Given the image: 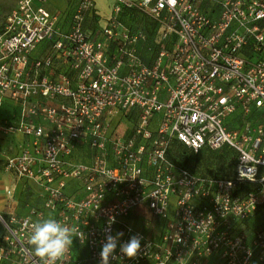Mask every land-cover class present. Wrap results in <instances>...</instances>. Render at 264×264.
Here are the masks:
<instances>
[{
    "label": "built area",
    "instance_id": "2783aa9c",
    "mask_svg": "<svg viewBox=\"0 0 264 264\" xmlns=\"http://www.w3.org/2000/svg\"><path fill=\"white\" fill-rule=\"evenodd\" d=\"M48 1L17 0L0 32V99L20 108L0 133L29 138L5 165L43 195L41 208L5 223L0 264H42L28 237L49 217L83 233L73 238L86 254L70 248L62 264H101L118 232L106 264H264V227L241 229L264 206V0H112L95 33L84 28L92 0L76 4L66 31ZM126 11L151 33L126 25ZM173 141L232 150L233 175L177 165ZM85 147L91 154H74ZM241 184L254 189L238 193ZM138 209L161 221L157 240L125 221ZM133 235L141 248L129 259L119 245Z\"/></svg>",
    "mask_w": 264,
    "mask_h": 264
},
{
    "label": "crops",
    "instance_id": "0c3cea01",
    "mask_svg": "<svg viewBox=\"0 0 264 264\" xmlns=\"http://www.w3.org/2000/svg\"><path fill=\"white\" fill-rule=\"evenodd\" d=\"M80 0H50L45 4L46 9L50 12H58L62 15L61 29L66 31L70 27L71 15ZM95 3V13L88 18L94 20L96 28L90 31H97L103 24V18L108 17L111 11L112 0H106V3L102 0H92ZM138 1V0H132ZM17 0H0V32L5 24L6 17L15 8ZM87 18V20H88ZM46 45L41 44L35 51V56H43L46 52ZM20 108L12 102L9 98L0 99V123L6 122L8 124H16L19 121ZM29 142V138L21 133L14 134H1L0 133V216H7L11 218H21L26 216L30 209L41 208L43 195L40 188L33 182H25L18 180L14 173L6 167V160L9 157L17 155L20 149L26 146ZM85 149H80L79 155L85 154ZM5 155H2L4 154ZM88 154H91L88 149ZM67 192L72 195L76 192L77 185L71 183L67 188ZM77 195V194H76ZM152 218L158 219L146 210ZM131 215V214H130ZM132 216V215H131ZM127 220V219H126ZM125 220V221H126ZM162 223L158 219L152 224L144 226L145 233L152 239L157 240L161 233ZM5 237H0V246L4 245ZM71 249L78 254H86L85 249L78 246L73 238V244ZM8 264V263H2Z\"/></svg>",
    "mask_w": 264,
    "mask_h": 264
},
{
    "label": "rangeland",
    "instance_id": "374dc122",
    "mask_svg": "<svg viewBox=\"0 0 264 264\" xmlns=\"http://www.w3.org/2000/svg\"><path fill=\"white\" fill-rule=\"evenodd\" d=\"M50 1V0H49ZM93 2V1H92ZM101 2L106 3V0H102ZM94 3V2H93ZM95 4V3H94ZM96 11V9H95ZM110 15V13H109ZM108 17H104V21L107 20ZM144 17L140 14H135L134 17H129L124 19V23L128 25L129 27L133 29H143L145 27L146 29L151 28V23L148 21H144ZM146 20V19H145ZM94 20H91L88 18L85 22V29L86 31H90L93 28H96L94 25ZM102 24V25H103ZM93 32V31H90ZM116 123V131L121 134H126L131 128L130 120L128 121L124 119H118L114 120V124ZM85 147L84 152L85 156H88V149ZM79 151H75L74 154H78ZM91 152V151H90ZM170 153L172 155V159L174 161H179L182 163V160L178 157L181 153H184L185 156L189 158L188 164L185 165L188 169L193 171L196 174L199 175H205V176H224V177H231L233 175L234 170V161H235V155L230 153H225L224 150H218V151H202L196 155L192 154L187 150L186 148L179 146V145H172L170 148ZM234 153V152H233ZM2 155H5L2 154ZM132 215V216H131ZM131 215L126 218V222L132 225L136 230L144 231V226L148 224H152L153 222L157 221L158 219L152 218L148 212H146L145 209H138L131 212ZM5 221H4V219ZM15 219H18L15 217ZM5 223H9V218L7 216H0V237H6L9 235V231L7 227L5 226ZM10 227L13 228V226L10 225ZM264 227V208H262L260 211L256 212L252 217H250L243 225L242 230L245 231L248 234H251L253 231L258 230L260 228Z\"/></svg>",
    "mask_w": 264,
    "mask_h": 264
},
{
    "label": "clouds",
    "instance_id": "9594fccd",
    "mask_svg": "<svg viewBox=\"0 0 264 264\" xmlns=\"http://www.w3.org/2000/svg\"><path fill=\"white\" fill-rule=\"evenodd\" d=\"M110 222L114 223V218ZM121 236H123L122 232H118L115 236H106L100 252L101 264H106L109 257L113 256ZM73 237L81 238L83 233L76 227H70L56 218L49 217L31 223L28 243L42 264H62L73 244ZM141 239L142 237L138 235L131 236L127 242L119 245L120 252L129 259L136 258L141 248Z\"/></svg>",
    "mask_w": 264,
    "mask_h": 264
},
{
    "label": "trees",
    "instance_id": "16d2710c",
    "mask_svg": "<svg viewBox=\"0 0 264 264\" xmlns=\"http://www.w3.org/2000/svg\"><path fill=\"white\" fill-rule=\"evenodd\" d=\"M127 14H130V17H134L136 13H134V12H128V11L124 12V15H127ZM144 21H146V22L148 23L147 20L144 19ZM152 28H153L152 26H151V28H149V29H146L145 27H143V29H144L148 34L151 33ZM172 145H179V146H182V147L186 148L185 146H183V145L177 143L176 141H173V142L171 143L170 148L172 147ZM170 148H169L168 151H167V156H168V158H169L172 162L176 163L177 165H179V166H181V167H184V168L188 169L185 165L188 164L189 158H188L187 156H185L184 153H181L178 157L180 158V160H182V163L179 162V161H174V160L172 159L173 157H172V155H171V153H170ZM186 149L189 150L188 148H186ZM221 150H224L225 153H230V154L235 155V154L233 153L232 150H229V149H227V148H222ZM202 151H207V149H203V150H201L200 152H202ZM189 152L192 153V154H194V155L200 153V152H198V153H193V152L190 151V150H189ZM234 163H235V161H234ZM188 170H190V169H188ZM190 171H191V170H190ZM192 172H193V171H192ZM201 176H205V175H201ZM207 177H209V176H207ZM212 178L222 179V178H227V177H224V176H215V177H214V176H212ZM253 189H254V188H253V186H252L251 184H241V185L238 187L237 192H238V193H244V192L251 191V190H253ZM262 208H264V206L259 207V208L257 209L256 212L260 211ZM3 219H4V218H3ZM4 221H5V219H4ZM5 222H6V221H5Z\"/></svg>",
    "mask_w": 264,
    "mask_h": 264
}]
</instances>
